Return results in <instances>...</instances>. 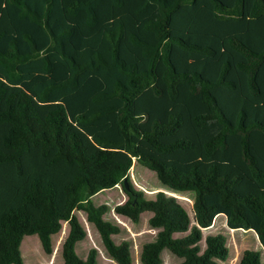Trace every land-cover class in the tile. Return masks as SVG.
<instances>
[{
	"label": "trees",
	"instance_id": "trees-1",
	"mask_svg": "<svg viewBox=\"0 0 264 264\" xmlns=\"http://www.w3.org/2000/svg\"><path fill=\"white\" fill-rule=\"evenodd\" d=\"M207 1L216 21L245 18V0ZM196 2L0 0V264H23L24 236H37L51 255L62 223V264H97L95 249L84 260L75 253L86 232L74 211L85 214L109 258L132 264L128 242L111 239L120 228L103 219L107 205L91 202L117 185L126 200L116 215L137 223L151 213L156 235L142 245L140 264H161L163 250L180 264L225 262L224 237L207 235L199 248L201 231L219 215L229 230L252 231L264 250V124H246L243 111L231 123L220 109L212 91L235 89L228 61L209 81L176 72L170 59L172 46L216 55L170 34L172 15ZM263 17L264 0H251L247 19ZM226 45L258 97L264 46L253 51L235 36ZM134 161L169 194L193 193L192 225L177 198L152 190L146 199L134 188ZM238 264H260L259 254L245 250Z\"/></svg>",
	"mask_w": 264,
	"mask_h": 264
},
{
	"label": "rangeland",
	"instance_id": "rangeland-1",
	"mask_svg": "<svg viewBox=\"0 0 264 264\" xmlns=\"http://www.w3.org/2000/svg\"><path fill=\"white\" fill-rule=\"evenodd\" d=\"M226 6H230L233 0H221ZM251 0H245V16L250 6ZM170 20V34L174 37H181L188 43L208 46L216 51L214 58L197 56L188 52H183L176 46L171 47L170 59L176 72H196L209 81L216 79L221 64L228 61L231 69L227 79L235 83L234 90L216 89L212 95L226 116L234 123L236 115L243 111L246 115L245 123L259 121L264 124V63L261 65L257 74V83L260 89L258 97L249 95L244 75L237 72L235 64L241 61L238 54L230 50L226 45L228 36H235L253 51H260L264 46V17L257 21H249L246 17L239 22L235 21H216L212 16L211 5L207 0H197L194 5L183 6L177 10ZM184 66L188 67L184 69ZM129 179L137 191L143 192L146 199H154V195H149L146 191H167L153 172L133 162L129 171ZM155 192V193H156ZM167 194H169L167 192ZM176 194L179 204L184 208L189 216L192 225L193 213L192 203L193 193H173ZM126 200L121 187L103 190L91 198L95 206L107 205L108 211L104 215V220L120 228L119 234L112 236L114 244L118 245L123 241L128 242L132 264H140L139 255L143 244L152 242L156 231L150 229L148 219L151 213L144 212L140 215L137 223L116 215L113 208ZM79 225L86 232L84 240L75 246V253L80 259H85L89 250H96L97 264H116L107 255L100 237L94 227L87 223L85 214L81 211H74ZM224 216L219 215L215 218L208 229L202 230V240L199 243L200 253L204 250V239L207 235H220L225 238V246L228 249V257L225 262L215 261L216 264H238L237 259L243 251L250 250L259 254L260 264H264V250L260 246L253 233L242 231L231 232L226 227L223 220ZM65 223L61 224L58 234L52 236V254L45 255L37 236H24L19 246V253L23 264H62L61 250L59 244L64 236L61 234L63 228H67ZM185 234H175L174 238H180ZM238 237V243L236 241ZM63 243V242H62ZM161 264H180L181 259L175 257L167 250L161 252Z\"/></svg>",
	"mask_w": 264,
	"mask_h": 264
},
{
	"label": "crops",
	"instance_id": "crops-1",
	"mask_svg": "<svg viewBox=\"0 0 264 264\" xmlns=\"http://www.w3.org/2000/svg\"><path fill=\"white\" fill-rule=\"evenodd\" d=\"M246 17V16H245ZM247 18V17H246ZM156 192V191H155ZM166 192V191H165ZM167 192H169V191H167ZM155 194V193H154ZM103 219H104V216H103ZM224 223H226V220H225V217L223 218V220H222ZM66 225H67V223H65ZM229 230V229H228ZM229 231H231V232H237V231H242V232H246V233H253L252 231H244V230H229ZM67 233H68V226H67V228H63L62 229V232H61V234H64V236H63V238H62V240H61V243L59 244V250H61V246H62V242L64 241V239L66 238V236H67ZM253 235L255 236V238L257 239V237H256V235L253 233ZM236 241H237V243H238V237H237V239H236ZM258 241V240H257ZM259 243V242H258ZM258 246H260V244L258 245ZM259 248H261L262 250H263V248L260 246ZM242 255V254H241ZM240 258H241V256L240 257H238V259H237V262L239 263V260H240Z\"/></svg>",
	"mask_w": 264,
	"mask_h": 264
},
{
	"label": "water",
	"instance_id": "water-1",
	"mask_svg": "<svg viewBox=\"0 0 264 264\" xmlns=\"http://www.w3.org/2000/svg\"><path fill=\"white\" fill-rule=\"evenodd\" d=\"M124 182H126V181L124 180ZM161 192H162V191H161ZM164 193L167 194L166 192H164ZM167 195L177 198V197H176L175 195H173V194H167Z\"/></svg>",
	"mask_w": 264,
	"mask_h": 264
}]
</instances>
